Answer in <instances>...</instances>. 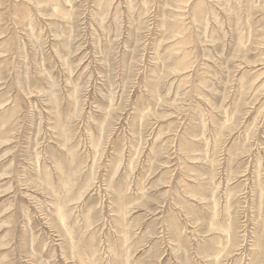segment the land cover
Segmentation results:
<instances>
[{
    "label": "rangeland",
    "instance_id": "374dc122",
    "mask_svg": "<svg viewBox=\"0 0 264 264\" xmlns=\"http://www.w3.org/2000/svg\"><path fill=\"white\" fill-rule=\"evenodd\" d=\"M0 264H264V0H0Z\"/></svg>",
    "mask_w": 264,
    "mask_h": 264
}]
</instances>
